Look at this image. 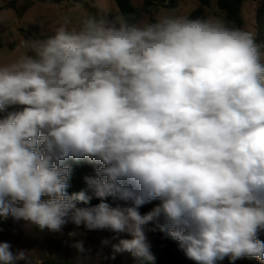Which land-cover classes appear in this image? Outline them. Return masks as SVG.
Returning a JSON list of instances; mask_svg holds the SVG:
<instances>
[{"label":"clouds","instance_id":"1","mask_svg":"<svg viewBox=\"0 0 264 264\" xmlns=\"http://www.w3.org/2000/svg\"><path fill=\"white\" fill-rule=\"evenodd\" d=\"M70 23L0 66V217L28 232H127L101 244L137 264H156V231L196 264H264V46L254 33L173 14ZM69 160L95 166L84 179L98 204L67 192ZM27 252L0 242V264H27Z\"/></svg>","mask_w":264,"mask_h":264},{"label":"rangeland","instance_id":"2","mask_svg":"<svg viewBox=\"0 0 264 264\" xmlns=\"http://www.w3.org/2000/svg\"><path fill=\"white\" fill-rule=\"evenodd\" d=\"M131 1L135 7L141 8L146 0ZM199 6V0H182L173 11L156 6L152 14L143 15L140 23L154 22L153 20L163 14L189 17ZM205 14L207 18H219L226 22L225 13L214 0L205 9ZM242 14L246 23L245 31L253 32L256 43L264 46V0H247ZM0 15L7 17L0 24V66H7L21 55L31 54L23 41L54 35L66 16L71 21L68 25L71 28L79 27L80 21L86 16L115 17L121 14L116 0H0ZM140 211L146 213L149 210L141 208ZM11 223L12 233L1 234L0 242L10 243L13 252L19 249L28 250L27 264H136L129 253L117 254L115 259H111V245L101 244L105 239L112 243H117L119 238L130 239L127 232L116 234L109 230L88 231L83 226L77 227L72 223L64 226L61 233L40 232L35 229L28 232L23 228V221L15 222L11 218ZM70 232H75L76 235L69 236ZM114 236L118 238L113 239ZM77 241H83L86 249L83 255L71 246ZM177 257L180 264H196L181 251H177ZM250 259L253 264H261L255 258ZM217 264H222V261Z\"/></svg>","mask_w":264,"mask_h":264},{"label":"trees","instance_id":"3","mask_svg":"<svg viewBox=\"0 0 264 264\" xmlns=\"http://www.w3.org/2000/svg\"><path fill=\"white\" fill-rule=\"evenodd\" d=\"M182 0H146L141 8L133 5L131 0H116L120 14L126 17L131 23L139 24L144 14H152L156 6H162L170 11L178 8ZM213 0H199L200 6L194 10L188 18L190 19H207L205 9L210 7ZM217 2L218 7L225 13L226 23L229 27H235L245 30V20L243 18L242 10L243 5L247 0H214ZM154 21V20H153ZM67 163L72 166V176L69 182L67 192L69 194L85 191L88 195L93 196L90 205L94 206L100 202L95 198L91 189L88 188L85 177L94 175V165L89 164L85 160L79 162L69 160ZM109 203H112L111 198H108ZM160 203L159 200H153L145 204L142 209L151 210L153 207ZM78 206H86L80 204ZM12 233L11 218L0 217V235H10ZM148 239L151 242V251L156 257V264H180L177 251H181L178 242L168 236L166 233L156 231L150 232ZM258 239L264 241V234H259ZM182 252V251H181ZM137 264V262H136ZM222 264H230L227 257L222 260ZM234 264H253L250 258H241L234 262Z\"/></svg>","mask_w":264,"mask_h":264}]
</instances>
